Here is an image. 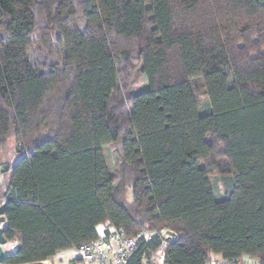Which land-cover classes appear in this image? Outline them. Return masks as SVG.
Segmentation results:
<instances>
[{
	"label": "trees",
	"instance_id": "obj_1",
	"mask_svg": "<svg viewBox=\"0 0 264 264\" xmlns=\"http://www.w3.org/2000/svg\"><path fill=\"white\" fill-rule=\"evenodd\" d=\"M11 137L5 264L106 222L154 234L128 264H264V0H0V171Z\"/></svg>",
	"mask_w": 264,
	"mask_h": 264
},
{
	"label": "built area",
	"instance_id": "obj_2",
	"mask_svg": "<svg viewBox=\"0 0 264 264\" xmlns=\"http://www.w3.org/2000/svg\"><path fill=\"white\" fill-rule=\"evenodd\" d=\"M170 232L173 231H162V235L169 240L176 238V234L173 232L174 234L171 235ZM153 237L154 234L147 231L129 236L122 228L106 222L98 226L96 238L71 248L75 255L70 264H128L140 243ZM3 248L11 256L19 249V241L9 240ZM43 263L47 264V261ZM210 264H257V261L245 257L236 260H218Z\"/></svg>",
	"mask_w": 264,
	"mask_h": 264
},
{
	"label": "rangeland",
	"instance_id": "obj_3",
	"mask_svg": "<svg viewBox=\"0 0 264 264\" xmlns=\"http://www.w3.org/2000/svg\"><path fill=\"white\" fill-rule=\"evenodd\" d=\"M131 79H133V82H139L138 75L133 72ZM119 151H120V144H110L105 147V154H106V159H107V164L109 167V170L115 171L116 170V165L119 157ZM25 153L19 152L17 149V145L15 142V138L11 137L4 149L2 150L1 154V161L4 164L2 168V173L0 175V183H3L6 185L9 182L10 179V172H4L3 170L7 166H12L14 167L16 163L24 157ZM12 172V171H11ZM5 182V183H4ZM211 182L213 186L214 193L217 198H221L224 195L223 191V186L219 180V175L217 172L212 173L211 176ZM127 201L130 203L132 202L133 198V192H132V187L128 188V193H127ZM74 251L72 249H66L59 251L52 259L47 260V264H70L71 260L74 258ZM146 264V263H145ZM149 264H163L162 262V256H156L152 259V262Z\"/></svg>",
	"mask_w": 264,
	"mask_h": 264
},
{
	"label": "water",
	"instance_id": "obj_4",
	"mask_svg": "<svg viewBox=\"0 0 264 264\" xmlns=\"http://www.w3.org/2000/svg\"><path fill=\"white\" fill-rule=\"evenodd\" d=\"M9 166H7L3 171L7 172ZM6 212V202L0 205V264H5L6 260L9 258L10 253L4 251V246L7 245L8 239L5 236L6 230L8 228V222L5 216ZM173 235V232H170ZM29 264H44L43 262L29 263Z\"/></svg>",
	"mask_w": 264,
	"mask_h": 264
},
{
	"label": "crops",
	"instance_id": "obj_5",
	"mask_svg": "<svg viewBox=\"0 0 264 264\" xmlns=\"http://www.w3.org/2000/svg\"><path fill=\"white\" fill-rule=\"evenodd\" d=\"M12 166H9V170H8V172H10L11 173V171H12ZM1 171H0V175H1ZM5 183V182H4ZM0 185H2L3 186V192L6 190V185H4L3 183H0ZM4 203V201H0V205L1 204H3ZM218 260H221V257L219 256V255H212L211 256V258H210V262L208 263V264H210V263H212V262H214V261H218Z\"/></svg>",
	"mask_w": 264,
	"mask_h": 264
}]
</instances>
